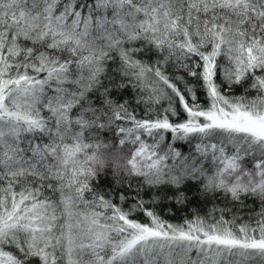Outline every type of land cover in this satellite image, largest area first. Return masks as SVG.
<instances>
[{
    "label": "snow or ice",
    "instance_id": "1",
    "mask_svg": "<svg viewBox=\"0 0 264 264\" xmlns=\"http://www.w3.org/2000/svg\"><path fill=\"white\" fill-rule=\"evenodd\" d=\"M0 264H264V0H0Z\"/></svg>",
    "mask_w": 264,
    "mask_h": 264
},
{
    "label": "trees",
    "instance_id": "2",
    "mask_svg": "<svg viewBox=\"0 0 264 264\" xmlns=\"http://www.w3.org/2000/svg\"><path fill=\"white\" fill-rule=\"evenodd\" d=\"M207 209L206 208H204L203 206H201V211H202V213L204 212V211H206ZM160 211H161V214L163 215V217L165 218V219H169L170 221H172V222H179L180 221V218L182 217V216H186V215H188V210H183V211H176L175 212V215L173 216V215H170L169 213H168V211H167V208H164L163 206H162V208L160 209ZM138 219H141V220H145L146 221V217H141V216H138L137 217Z\"/></svg>",
    "mask_w": 264,
    "mask_h": 264
}]
</instances>
